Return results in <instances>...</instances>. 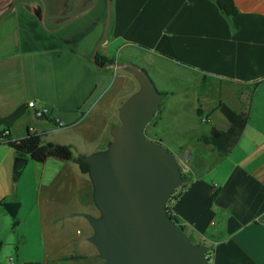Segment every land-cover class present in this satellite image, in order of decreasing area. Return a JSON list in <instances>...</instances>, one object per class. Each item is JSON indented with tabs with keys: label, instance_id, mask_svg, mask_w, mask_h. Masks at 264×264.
<instances>
[{
	"label": "crops",
	"instance_id": "obj_1",
	"mask_svg": "<svg viewBox=\"0 0 264 264\" xmlns=\"http://www.w3.org/2000/svg\"><path fill=\"white\" fill-rule=\"evenodd\" d=\"M85 1L0 0V129L23 137L34 128L44 141L71 150L82 143L74 156L98 151L85 147L90 141L103 150L121 104L138 89L122 65L139 66L163 93L146 127L149 138L196 141L176 148L189 171L172 205L178 224L213 248L209 264H264V137L251 143L245 137L259 122L258 102L264 118V0H233L231 18L214 0H108V16L103 4L86 14ZM117 71L121 85L104 99ZM29 101L51 115L36 118ZM221 102L249 113L224 157L199 140L212 126L228 128ZM198 106L210 123L198 118ZM55 118L67 126L60 133L51 131ZM16 157L0 145V264H32V252L39 264H105L88 241L93 229L86 215H99L88 175L71 161L28 159L27 177L13 181ZM26 224L33 228L32 249Z\"/></svg>",
	"mask_w": 264,
	"mask_h": 264
},
{
	"label": "water",
	"instance_id": "obj_2",
	"mask_svg": "<svg viewBox=\"0 0 264 264\" xmlns=\"http://www.w3.org/2000/svg\"><path fill=\"white\" fill-rule=\"evenodd\" d=\"M122 67L138 89L121 104L119 123L111 127L105 149L82 158L99 211L97 217L86 215L93 229L88 241L105 264H209L208 247L192 243L167 211L171 194L183 180L180 164L172 152L145 135L163 93L139 66ZM27 162L26 157L14 159L13 181Z\"/></svg>",
	"mask_w": 264,
	"mask_h": 264
},
{
	"label": "trees",
	"instance_id": "obj_3",
	"mask_svg": "<svg viewBox=\"0 0 264 264\" xmlns=\"http://www.w3.org/2000/svg\"><path fill=\"white\" fill-rule=\"evenodd\" d=\"M216 6L219 10L227 17L231 18L237 13V8L233 0H214ZM95 62L99 64V56H95ZM256 84L253 85V88ZM205 86L202 85L199 88V96L204 92ZM241 94V92H239ZM198 96V101H199ZM251 98V91L248 94V100ZM219 112L226 118L229 123V126L226 130H219L215 127L210 128V132L206 136L200 137V142L210 145L214 151L220 156H226L238 143L244 128L248 121V109L247 106L244 107L241 111H235L231 109L224 102L219 103L218 105ZM196 114L198 118L204 120L205 122L210 123L209 119L203 118V111L200 106L196 109ZM145 135L149 138L150 134L145 129ZM160 143V141H157ZM17 157H26L34 162H44L48 158H55L63 162H74L78 165L81 173L88 174V165L83 161L84 155L74 156L69 145L57 144L53 142H46L42 139V134L31 133L29 130L23 136L22 139L16 141L9 145ZM177 189V188H176ZM173 191V193L176 191ZM185 189V188H184ZM184 191V190H183ZM183 194V192L178 196V198ZM171 197L167 202V211L172 220L177 224V219L173 213L172 207H169V202ZM179 225V224H178ZM180 226V225H179ZM183 230L184 227L180 226ZM188 239L194 243L189 236ZM213 253V248L208 247L206 256L209 261ZM30 264V263H26Z\"/></svg>",
	"mask_w": 264,
	"mask_h": 264
},
{
	"label": "rangeland",
	"instance_id": "obj_4",
	"mask_svg": "<svg viewBox=\"0 0 264 264\" xmlns=\"http://www.w3.org/2000/svg\"><path fill=\"white\" fill-rule=\"evenodd\" d=\"M83 4L90 6V10L86 14H89V12L94 11L95 9L99 10L100 5H102V4L104 5V9L106 7L107 16H108V13H110V5H109L108 0H86L85 2H83ZM89 27H91V26H89ZM86 30H88V29H85L84 31H86ZM88 46H89V40L87 41V44H86V47H88ZM127 49H130V48L128 47ZM94 57H95V54H93V56H92L93 62H94ZM119 75H120V72H118V71L114 72L109 84L107 85V87L103 91V95L106 94L104 99H106L111 93L115 92L120 87L121 79H120ZM164 76H168V73H164ZM126 89H128V86L126 87ZM263 93H264V91H263ZM253 110H254V115L259 119V122L258 123L252 122L251 126H250V132H247V134L245 135V137H247V139L249 140L250 143L253 140H259V139H262L264 137V118L261 117V114L263 111V106H262L261 102H258L257 104H255ZM260 119H262L263 121L261 122ZM148 130H149V128H148ZM180 130L182 131L183 129H180ZM58 132L60 133V130ZM173 132L175 133V131H173ZM177 132L182 134V132H180V131H177ZM61 133H63V132H61ZM160 143L167 150H169L170 152H172L176 156V159H177L178 163L180 164L181 173H182V179H183L182 183L177 187L176 191L171 194L172 197H171V201L169 202V207H172L174 201L178 198V196L183 192L184 188L189 183V181L187 182V180L189 178V171L186 170L185 166H184L183 154H182L183 151L181 149L179 150L176 148L178 145H181L182 147L188 146L190 148L191 146H194L196 144V141H160ZM100 144L101 143H97L96 141H90L88 146H85V147L88 149L96 148V149L100 150L101 148H103V146ZM83 146L84 145L82 143H80V144L76 143V144L72 145V150H73V152L83 150L84 149ZM30 163H32V162H30ZM28 169H29V167H27V168L25 167L22 174L20 175V177L23 175H24L23 177H25L27 175ZM32 230H33V228L31 227V225L26 224V226H24L25 234L27 236L31 237L29 249H32L31 246L35 245V242L33 241L34 237L32 235ZM189 236H190V239L195 244H198L199 241H197V239H195V237H193L192 235H189ZM36 258H37L36 253L32 252V255H31V260L33 262L32 264H39V263H36L39 260Z\"/></svg>",
	"mask_w": 264,
	"mask_h": 264
},
{
	"label": "built area",
	"instance_id": "obj_5",
	"mask_svg": "<svg viewBox=\"0 0 264 264\" xmlns=\"http://www.w3.org/2000/svg\"><path fill=\"white\" fill-rule=\"evenodd\" d=\"M28 106L33 109L36 118H45L51 115V110L48 107L45 106L36 107L34 101H29ZM65 128H67V126L64 125L59 119L56 118L53 119V126L51 131H59ZM29 131L35 134H42L37 132L34 128H30ZM22 138L23 137H13L11 136L10 132L0 129V145L9 146L10 144L15 143L16 141Z\"/></svg>",
	"mask_w": 264,
	"mask_h": 264
},
{
	"label": "flooded vegetation",
	"instance_id": "obj_6",
	"mask_svg": "<svg viewBox=\"0 0 264 264\" xmlns=\"http://www.w3.org/2000/svg\"><path fill=\"white\" fill-rule=\"evenodd\" d=\"M124 69H127V68H124Z\"/></svg>",
	"mask_w": 264,
	"mask_h": 264
}]
</instances>
